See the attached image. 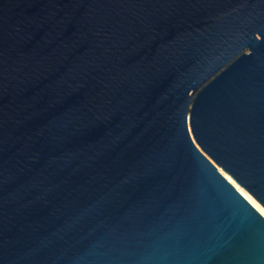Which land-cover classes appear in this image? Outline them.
I'll return each instance as SVG.
<instances>
[{
	"label": "water",
	"instance_id": "95a60500",
	"mask_svg": "<svg viewBox=\"0 0 264 264\" xmlns=\"http://www.w3.org/2000/svg\"><path fill=\"white\" fill-rule=\"evenodd\" d=\"M0 264H264V0H0Z\"/></svg>",
	"mask_w": 264,
	"mask_h": 264
}]
</instances>
